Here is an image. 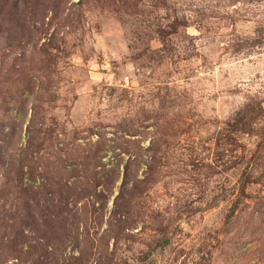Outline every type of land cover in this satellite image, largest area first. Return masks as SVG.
Masks as SVG:
<instances>
[{
    "label": "rangeland",
    "instance_id": "rangeland-1",
    "mask_svg": "<svg viewBox=\"0 0 264 264\" xmlns=\"http://www.w3.org/2000/svg\"><path fill=\"white\" fill-rule=\"evenodd\" d=\"M43 2L0 0V264H264V0Z\"/></svg>",
    "mask_w": 264,
    "mask_h": 264
},
{
    "label": "trees",
    "instance_id": "trees-1",
    "mask_svg": "<svg viewBox=\"0 0 264 264\" xmlns=\"http://www.w3.org/2000/svg\"><path fill=\"white\" fill-rule=\"evenodd\" d=\"M45 1H48V0H44L43 4H45ZM82 1L83 0H79L80 4L82 3ZM53 2L59 3V0H53ZM53 2H50V4H49L50 8H54V3ZM13 4H14V7H16V8L20 7L18 1L14 2ZM6 30L8 31L9 27L6 28ZM0 106H1V109H2V116L7 117L6 121L0 122V141H7L8 143H11L13 141L14 137H15V133L17 132V129H19V121H17L18 120V114L17 113L16 114L13 113L12 115H10L7 112L9 110L13 109V108H10V107L6 108L5 106H2V105H0ZM4 124H6L8 126L7 130H5L3 128ZM31 141L32 140L28 139L27 146H25L26 149L25 148L24 149H25V152L26 151L29 152V154H30L29 156L32 158V153L35 150H37V147H39L40 144H36L33 147L31 145ZM5 148H6L5 145H0V157L3 155V152H4ZM20 154L21 155L19 156V158L22 160V164L20 166V169L17 171V183H18L17 192L23 193V197L21 199V204H25V206L23 208H21L19 206L17 208V210H14L10 214L9 218L16 221L19 217H21V221L22 222L30 220L28 223H26L25 226H30V227L37 226L38 227L39 226V216H41V212L38 209L39 208V201H38L39 199L37 198V196H36L37 192L33 189L32 185H30L28 187H21L20 186L21 179L23 178V166H24L23 162L26 161L25 160L26 157H25V155H23V152L20 153ZM0 161H1V159H0ZM125 172H126V168H125ZM36 209L39 210V216H37L35 214V210ZM46 216H47V214H44L42 218H45ZM15 221L11 222V226L10 227H12V229H13V223ZM25 226L21 225V228L23 229V227H25ZM163 243H165V241H158L156 243V245L154 246L153 251L156 250L158 247L164 245Z\"/></svg>",
    "mask_w": 264,
    "mask_h": 264
}]
</instances>
